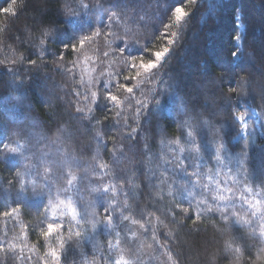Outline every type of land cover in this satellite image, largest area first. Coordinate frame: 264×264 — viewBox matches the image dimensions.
Listing matches in <instances>:
<instances>
[{
  "label": "trees",
  "instance_id": "1",
  "mask_svg": "<svg viewBox=\"0 0 264 264\" xmlns=\"http://www.w3.org/2000/svg\"><path fill=\"white\" fill-rule=\"evenodd\" d=\"M177 5L191 10L182 27ZM166 32L179 38L154 78L137 75L132 62L154 59ZM105 88L118 96L108 108L91 99ZM238 105L264 117V0H0V149H19L0 151V264H53L52 248L61 264H264V240L242 222L248 201H260L252 219L264 212V145L235 139ZM69 201L78 227L62 215ZM107 215L119 245L100 239ZM49 223L65 227L45 238ZM70 226L81 235L61 249ZM132 231L133 244L154 235L159 248L135 260ZM241 236L248 248L225 250Z\"/></svg>",
  "mask_w": 264,
  "mask_h": 264
},
{
  "label": "snow or ice",
  "instance_id": "2",
  "mask_svg": "<svg viewBox=\"0 0 264 264\" xmlns=\"http://www.w3.org/2000/svg\"><path fill=\"white\" fill-rule=\"evenodd\" d=\"M189 4H195L196 0H188ZM83 7H87V5H83ZM9 11V10H6ZM191 10H186L185 7L183 5H177L173 11V20L175 22V24L177 26L182 27L186 18L190 15ZM117 19V14L113 13L112 16L109 17V22L112 23ZM101 33L98 31L96 33L97 36H99ZM44 35L45 36H50L51 33H49L47 30L44 31ZM165 38L167 40V44L166 46H164L160 51L155 52V59L154 60H149L147 62H144L143 59L140 60V63L138 65L139 68L143 69L144 72L146 74L149 75L150 78H154L155 74H156V70L159 69L163 62L165 61V59L168 57L169 53L172 51V46L176 44L178 38H179V33L178 32H173V33H165ZM88 38L85 37L84 39H80L78 41L79 45L83 46L86 42ZM243 39L242 36H235L234 40L235 41H241ZM135 43V42H133ZM64 48L66 50H71V51H77V44L76 43H70V44H64ZM40 49L41 52L39 53V55L42 57L43 56V52L46 51V47L44 44V41H41L40 44ZM122 52L127 53V48H122L121 49ZM237 55V52H232L231 56L235 57ZM25 59V57H21V60ZM135 59V58H134ZM29 66L30 67H36V61L29 59ZM133 67H137V65H133ZM12 74L15 75V65L13 66L12 69ZM137 75H139V73H137ZM121 89H126V91L128 93H132L133 92V88L129 87L127 85H120ZM105 94H103L102 97L98 96V94L96 92H92L91 93V99L96 101L97 103H99V100L102 98L106 103H105V107L108 108L109 104H116L118 103V96L114 95L112 93V91H110L108 88H105L104 90ZM226 95L228 97H238L239 95H241V93L238 91V89L235 86H228V92L226 93ZM89 112H91V109H89ZM78 113L83 114V109H78ZM105 119L107 120L108 117H105ZM236 119L238 121L243 122L245 120V114L241 113L239 116L236 117ZM245 127L247 126L246 124L244 125ZM131 135V134H130ZM189 136L191 137V133H189ZM98 139L99 134H97ZM0 144H3V141H0ZM221 148L223 147L222 145L220 146ZM0 151H5L6 153H18L19 149L18 148H10L8 145H3V148L0 149ZM181 151H183V149H181ZM219 151L220 149L217 150V161L219 163ZM101 167H106V166H101ZM19 175V174H17ZM71 184V182H69ZM22 192L26 191L27 188L24 184H21V189ZM110 190H114V189H110V188H104L102 190H98L101 191L102 193L106 194L107 192H109ZM34 195H40V192H33ZM65 195L67 196V191L65 192ZM221 199H223V197H221ZM63 203V202H61ZM201 202H197V207H199ZM249 207L252 209V211H250L248 213V216L250 217L247 220H243L242 222L244 224H246L248 227L253 229L252 232V236L256 239H261L264 240V212L259 213V222L256 219H252L254 217L258 216V213L256 211L257 207L260 205V201L256 200V201H248ZM176 208H179V210L183 213H188L189 212V208H180L179 205H175ZM59 206H53V210L56 211L58 210ZM215 209H209V211H214ZM17 210L16 209H12L9 212H4L3 215L5 217H11V215L13 213H15ZM113 211H115V209L113 208ZM62 215L64 216H70L71 220L76 221V226H79V221L76 220V216L78 215L76 213V210L74 207H72L71 205V201H69V203L67 205H65V212L62 213ZM203 215V210H201L199 213H193V216H202ZM84 217L81 216V219H83ZM123 219L127 220L129 219V217H123ZM224 219L228 220L229 223H231V218L227 215L224 214ZM113 221V216L112 215H107L104 221H101V223H106L108 225H111ZM194 224L197 223V220L194 219ZM260 228V232L259 234H257L256 232V227ZM64 224H53V223H49L46 226V230L43 231L42 235L45 238H48L50 236H52L54 233H58L60 232L62 229H64ZM96 225L93 224V228H95ZM68 232L69 235L68 237L65 238H61L60 242H59V247L61 249H65V245L70 242L73 238V235H75L76 237H79L81 235V233L79 231H75L73 232L71 226L68 228ZM237 239H239L242 244L241 246L243 248H248V242L247 239L244 236H241L239 238H233V240L230 243H226L225 245V250H231L237 254L240 253L241 248L237 247V248H232V244L237 242ZM50 256L52 257V261L53 264H61V259L63 257V252L58 253L57 250L55 248H52L50 250ZM103 259V258H102ZM116 264H120L119 261L116 262Z\"/></svg>",
  "mask_w": 264,
  "mask_h": 264
},
{
  "label": "rangeland",
  "instance_id": "3",
  "mask_svg": "<svg viewBox=\"0 0 264 264\" xmlns=\"http://www.w3.org/2000/svg\"><path fill=\"white\" fill-rule=\"evenodd\" d=\"M155 59V58H154ZM152 59V60H154ZM132 64L134 65L135 63L132 62ZM137 67H135L136 73H138V71L143 70L141 68L138 67V63L136 64ZM234 114H235V118L237 116H239L241 113L245 114V120L243 122L238 121V125H239V131L235 137L236 140H239L241 142V144H246L248 148H253V147H260L264 145V117H262L260 115V113L258 112V110L251 106V105H238V107H235L234 109ZM247 125L246 127L244 125ZM115 220L113 219L112 224L108 225L106 223H104V231L101 234V241L103 242V244L106 246L107 244H111L113 246H116L117 243L118 245L122 242L121 241V236L118 235L119 234V230L116 231L115 229ZM112 233H115L114 235ZM136 232L132 231L130 232L128 238H129V242H131L132 238H134ZM133 242V241H132ZM131 242V243H132ZM144 243V244H143ZM155 245L157 248H159L160 244H158V241L156 239V237L153 235V240H152V244L148 243L146 245L145 242H138L137 245L133 244L130 246L134 253H133V257L135 260H137V258H135L136 256H141L143 253V250L145 247H149L150 250H152V245ZM154 246V247H155ZM154 257L160 262V252L159 251H152ZM117 261V259H116ZM136 264H150L147 259H139L138 263ZM158 264V263H155ZM163 264H176L175 261H170L168 258H166V260L163 262Z\"/></svg>",
  "mask_w": 264,
  "mask_h": 264
}]
</instances>
